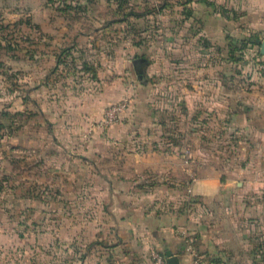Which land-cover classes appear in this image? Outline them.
I'll return each instance as SVG.
<instances>
[{
	"label": "rangeland",
	"instance_id": "374dc122",
	"mask_svg": "<svg viewBox=\"0 0 264 264\" xmlns=\"http://www.w3.org/2000/svg\"><path fill=\"white\" fill-rule=\"evenodd\" d=\"M225 3L0 0V264H152L149 247L144 250L143 243L131 239H141L145 229L120 222L113 203L105 202L113 191L101 190L100 201L98 186L110 176L104 172L110 163L101 159L103 145L115 151H173L174 167L191 171L244 161L232 157L230 143L213 139L216 125L202 116L192 127L179 120V98L169 97L181 85H193L188 78L194 72L185 77L184 65L192 69L196 61L209 71L211 57L218 59L213 71L220 81H226L228 72L246 79L253 70L262 77L257 69L264 58L259 53L262 32L256 40L255 32L244 31L248 25L240 27L242 15L230 12ZM214 12L231 31L221 34L218 43L196 30L199 23H210ZM140 56L149 62L142 78L132 65ZM115 77L121 78L124 91L132 84L142 89L149 106L137 108L149 113L152 123L133 128L135 118L125 114L126 94L105 100L104 83ZM123 100L120 120L129 124L127 134L133 139L126 146L99 143L98 136L110 131L90 130V123L108 105ZM190 128L196 131L193 140L191 135L184 141ZM246 162L261 168L251 175L259 184L248 194V216L235 223L226 217H193L209 216L211 209L202 201L203 210L198 209L192 172L174 173L165 189L155 190L161 212L182 215L168 222L180 234L175 247L180 264H264V156ZM218 174L225 180V172ZM144 177L145 185L149 176ZM137 192L148 199L151 195L146 188ZM153 248L164 254V246Z\"/></svg>",
	"mask_w": 264,
	"mask_h": 264
},
{
	"label": "crops",
	"instance_id": "0c3cea01",
	"mask_svg": "<svg viewBox=\"0 0 264 264\" xmlns=\"http://www.w3.org/2000/svg\"><path fill=\"white\" fill-rule=\"evenodd\" d=\"M226 2L230 12L243 17L242 25L238 26L245 27L247 24L248 27L243 28L244 31L255 32L256 40L258 33L262 32V39L264 38V0H226ZM218 15V12H214L209 17L210 23L207 24L206 20L199 23L196 28L201 34L204 32L205 36L209 38L208 40L216 43L224 32L226 35L227 33L231 35V31L228 29L230 28L229 24L227 26L220 24ZM237 29V25H234L235 32ZM239 30L241 31V29ZM250 39L252 41L249 42L253 43V38L249 37ZM232 40L235 41V39ZM216 62L218 63V59L213 62L211 57L207 64L209 71L196 61L192 65V69H190V65H184L185 77L191 70L194 72L192 76H189L191 78H188V81H192L193 85L191 87L181 85L177 93L169 92V97L179 98L178 117L184 124L195 126L199 122V117L202 116L204 122L216 125L217 132L214 133L213 139L230 143L228 148L230 147V151L233 153L232 157L234 159L244 158L240 164H237L236 160L233 161V164L223 168L205 169L204 172L201 169L191 171L186 166L174 167L178 163L173 151L158 148L149 150L136 148L129 150L127 148L115 151L106 149L108 146L103 145L104 151L101 152V159L104 158L105 163H110L104 170L110 176L107 177L108 181H104L98 186L100 201L104 196L101 190L113 191L112 199H105V202L113 203L111 209L116 217L120 218V222L131 223L136 228L145 229V232L140 234L142 235L141 239L131 238L135 239V242L140 246L143 243L144 250L150 246L159 245L160 247L164 246V253L166 250H170L173 255L177 256L175 247L180 244V234L172 229L168 222L176 219L173 217H182V215L179 212H161L160 210H163L161 203L156 200L161 196L155 192V190L165 189L169 185V178L174 179V173L185 176L187 172H192L194 174L193 192L200 201L198 209L203 210L201 201L208 209H211L209 216H206L207 213H198L193 217H226L228 223L232 221L235 223V219L238 222L239 217H247L250 211L248 194L251 188L257 183L259 184L258 180L251 175L260 173L261 168L247 163L246 159L261 154L264 156V78L257 77L258 73L256 74L252 70L248 73L249 78L242 79V75L239 73L228 72L226 81H220L219 73L213 71ZM104 91L107 96L105 100H114L124 94L128 96L129 105L125 114L135 118L133 122L136 124L133 128L140 129L143 121L153 122L152 119H149L151 118L149 113L143 114L140 112V108H137V105L141 104L142 107L149 106L142 89L137 85L132 84L124 91L121 78L115 77L109 84L104 83ZM91 115H94L93 111H89L88 117H92ZM108 129L110 133L98 136L99 143L126 146L131 138L133 139L127 134L129 124L123 119ZM194 133L196 131L194 132L192 128L187 130L186 134L188 135H184L186 136L184 141L187 136L191 135L190 138L193 140ZM219 171L225 172V180L220 179ZM198 172L200 173L198 174ZM263 174L264 167H262V186L264 185ZM144 176H149V181L145 183L146 186L141 181V178H145ZM177 179L179 178L175 180ZM152 184L153 186H151ZM145 188L150 190L149 199L148 197L144 198V194L137 192V190ZM124 207H128L127 214L123 212ZM197 222L200 224L199 228H202L203 221L198 220ZM244 237V233H242V238ZM180 263L181 259L178 257V264Z\"/></svg>",
	"mask_w": 264,
	"mask_h": 264
},
{
	"label": "built area",
	"instance_id": "2783aa9c",
	"mask_svg": "<svg viewBox=\"0 0 264 264\" xmlns=\"http://www.w3.org/2000/svg\"><path fill=\"white\" fill-rule=\"evenodd\" d=\"M257 69L264 78V58L258 61ZM125 109V100L111 103L103 110L99 120L90 123V130L94 128L108 129L120 120ZM149 253L151 255L152 264H167L165 254H160L152 246L149 247Z\"/></svg>",
	"mask_w": 264,
	"mask_h": 264
},
{
	"label": "water",
	"instance_id": "95a60500",
	"mask_svg": "<svg viewBox=\"0 0 264 264\" xmlns=\"http://www.w3.org/2000/svg\"><path fill=\"white\" fill-rule=\"evenodd\" d=\"M259 53L264 55V38L259 41ZM148 60L144 56L136 57L132 60V65L138 77L141 78L145 72V66ZM167 264H178V257L173 255L170 250L165 251Z\"/></svg>",
	"mask_w": 264,
	"mask_h": 264
},
{
	"label": "trees",
	"instance_id": "16d2710c",
	"mask_svg": "<svg viewBox=\"0 0 264 264\" xmlns=\"http://www.w3.org/2000/svg\"><path fill=\"white\" fill-rule=\"evenodd\" d=\"M249 41H252L251 39Z\"/></svg>",
	"mask_w": 264,
	"mask_h": 264
}]
</instances>
